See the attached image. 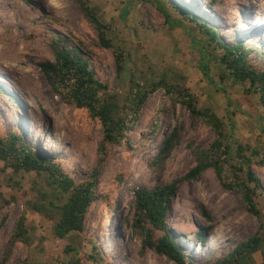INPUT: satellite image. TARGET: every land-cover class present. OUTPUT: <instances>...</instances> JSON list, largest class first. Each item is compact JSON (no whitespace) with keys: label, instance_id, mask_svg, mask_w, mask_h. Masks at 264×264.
Wrapping results in <instances>:
<instances>
[{"label":"rangeland","instance_id":"obj_1","mask_svg":"<svg viewBox=\"0 0 264 264\" xmlns=\"http://www.w3.org/2000/svg\"><path fill=\"white\" fill-rule=\"evenodd\" d=\"M158 1L179 25H168L156 0H85L106 26L105 36L123 55L117 74L112 49L99 44L76 0H0V137L19 133L32 150L52 159L75 183L93 177L96 196L86 207L81 231L57 238L52 232L56 214L30 207L49 189L45 172L14 171L0 161V257L21 215L25 229L24 241L11 243L5 264H53L74 258L81 264L101 263L91 260L90 254L112 264H174L152 249L141 248L140 237L130 226L132 189L180 177L195 164V149L207 148L215 138L203 119L192 116L173 94L157 88L141 104L125 137L99 149L98 120L64 101L65 85L58 83L55 91L36 64L54 62L48 45L52 36L81 42L94 77L106 84L102 95L120 103L130 81L145 84L164 76L185 88L197 108H208L219 118L224 142L253 144L264 137V107L258 94L245 91L246 84L220 78V67L213 61L207 62V77L200 72L197 41L206 37L172 5L182 4L212 26L226 44L243 40L256 46L247 58L258 64L259 55H254L264 53V0ZM179 124L177 145L160 164L150 165L160 140ZM252 169L264 188V167ZM230 179L225 166L220 177L208 167L195 178L180 181L170 198L167 226L186 260L194 264H213L252 234L261 238V251L251 254L249 264H264L263 199L256 198L261 209L258 221L244 209L239 193L223 186ZM207 227L210 230L205 231ZM198 231H203L204 239L196 236ZM160 235L153 233L154 238ZM66 246L74 251L65 250Z\"/></svg>","mask_w":264,"mask_h":264},{"label":"trees","instance_id":"obj_2","mask_svg":"<svg viewBox=\"0 0 264 264\" xmlns=\"http://www.w3.org/2000/svg\"><path fill=\"white\" fill-rule=\"evenodd\" d=\"M76 1L96 33L99 44L104 48L112 49L116 73L119 74L122 70V53L105 36L106 26L86 6L85 0ZM155 3L169 26L180 24L177 19L168 17L161 2L156 0ZM172 5L180 12H184V17L206 37L203 42L197 41L200 72L207 77V62L217 63L220 67V78L226 77L232 83L246 84L244 90L257 93L264 107V53L254 55V57L259 55L260 60L258 64H254L252 58L249 59L247 56L257 51L256 46H247L243 40L226 44L221 41L219 34L212 26L197 18L182 4ZM48 45L54 62L46 60L38 61L36 64L55 91H58V83L65 85L66 90L61 95L64 101L71 103L74 107L84 108L91 118L98 120L102 130L99 149H102L105 143H118L125 137L126 132L132 128L136 120L141 104L157 88L163 89L167 94H173L192 116L203 119L215 133V138L207 148L195 149V164L183 175L169 183L157 181L151 188L132 189L133 218L130 226L131 230L139 235L142 249H152L157 254L166 256L174 264H194L186 260L176 236L167 226L166 217L170 198L174 196L177 184L184 179L195 178L208 167L213 169L217 177L221 176L224 166L229 170L231 179L223 183V186L236 190L244 209L260 221L261 209L256 198L261 197L264 202V188L252 167H264V137L257 139L253 144L236 143L232 146L231 143L224 142L223 125L219 118L208 108H197L194 97L185 88L167 82L164 76L145 84L130 81L127 94L119 103L108 94L102 95V92L106 91V84L94 77L87 51L81 47L80 41H73L67 36H52ZM205 46L216 48L220 50V53L210 52ZM211 83L215 89L219 88L216 82ZM181 127V124L174 126L170 133L160 140L150 165L160 164L177 145ZM261 132L264 136V128ZM0 161L14 171L45 172V183L49 189L41 193L40 199L30 204V207L36 212L56 214L52 227L55 237L62 238L70 232L81 231L86 207L96 197L93 191V177L91 180L75 183L58 167L57 163L32 150L16 132L0 137ZM95 174L96 171H93L92 175L95 176ZM2 216L1 220L4 219L5 214ZM23 221L22 215L15 221L13 231L2 251L0 264L6 263L12 242L16 239L24 241L21 237L25 231ZM204 230L208 231L210 227ZM154 231H160L161 235L154 238ZM196 236L201 240L205 237L203 231L196 232ZM92 247L94 249V245ZM65 250L73 252L74 248L66 246ZM256 251H261V238L252 234L238 242L225 256L217 258L213 264H249L252 263L251 254ZM88 257L93 261H101L100 264H112L102 262L94 254ZM53 264H81V262L78 258H74L69 262L54 261Z\"/></svg>","mask_w":264,"mask_h":264},{"label":"bare ground","instance_id":"obj_3","mask_svg":"<svg viewBox=\"0 0 264 264\" xmlns=\"http://www.w3.org/2000/svg\"><path fill=\"white\" fill-rule=\"evenodd\" d=\"M250 2V1H249ZM254 4V3H253Z\"/></svg>","mask_w":264,"mask_h":264}]
</instances>
